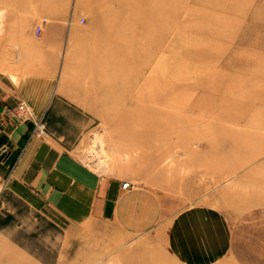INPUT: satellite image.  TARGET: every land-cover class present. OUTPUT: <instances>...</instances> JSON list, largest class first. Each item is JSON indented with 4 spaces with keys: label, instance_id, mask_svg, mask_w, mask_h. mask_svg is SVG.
<instances>
[{
    "label": "rangeland",
    "instance_id": "obj_1",
    "mask_svg": "<svg viewBox=\"0 0 264 264\" xmlns=\"http://www.w3.org/2000/svg\"><path fill=\"white\" fill-rule=\"evenodd\" d=\"M135 4L0 0V49L9 53L11 74L27 92L49 79L51 96L68 102L53 103L41 118L25 101L31 117L18 103L5 104L0 130L29 124L20 148L32 135L58 133L91 169L176 205L219 208L264 242V0H166L164 11L135 10V17L153 16H144V26L109 30L108 17L124 20ZM120 35L147 41L137 59L133 40L110 47ZM125 71L131 78L118 80ZM57 111L69 117H51ZM2 134L0 148L8 142ZM3 148L5 165L21 151Z\"/></svg>",
    "mask_w": 264,
    "mask_h": 264
},
{
    "label": "crops",
    "instance_id": "obj_2",
    "mask_svg": "<svg viewBox=\"0 0 264 264\" xmlns=\"http://www.w3.org/2000/svg\"><path fill=\"white\" fill-rule=\"evenodd\" d=\"M11 70L8 51L0 49L1 118L5 104L25 101L41 118L53 103H68L51 96L49 79L31 84L27 92ZM51 117L69 114L57 111ZM27 131V123L0 130L8 140L0 149L6 154L21 149L7 165L0 161V168L11 172L6 177L0 171V264H15L11 246L16 264H264V242L231 224L219 208L176 205L131 179L123 188L128 179L91 169L58 133L32 135L20 148Z\"/></svg>",
    "mask_w": 264,
    "mask_h": 264
},
{
    "label": "bare ground",
    "instance_id": "obj_3",
    "mask_svg": "<svg viewBox=\"0 0 264 264\" xmlns=\"http://www.w3.org/2000/svg\"><path fill=\"white\" fill-rule=\"evenodd\" d=\"M115 2H112V4H114ZM135 6L132 8V12H129L127 11V16H126V19L124 20H121V21H118L116 19H113L112 17H108V19L106 20L107 24L110 26L109 30L110 29H118V30H122V29H125V28H128L129 26H138V25H143L145 24V22L147 23V21L144 20V16L145 18L146 17H149V20L151 19L153 21V16L150 15V11L148 13V15L145 13L144 16H142L141 18H138L137 16L135 17L136 15V9L139 7V6H142L144 8H153L156 9L155 11H158L159 8H162V10H166L165 9V6H166V0L162 3V0H135ZM111 13H113V11H110ZM164 14V12H163ZM135 19V20H134ZM149 22V23H153V22ZM132 40L134 41L133 43H135L136 46H134V52H133V55H134V59H137L138 56L136 55L138 52L140 53L143 48L146 46V42L147 41H143V40H138V39H132V37H129V36H119V43H115L117 44V47L116 46H110L112 47L113 49L114 48H123L124 45H126V43H129L131 44ZM137 40V41H136ZM131 41V42H130ZM139 41V43H138ZM129 70H132L134 69L135 71H137V69L135 67L133 68H128ZM126 69V71L128 70ZM139 70V68H138ZM126 71L125 73H120L119 75L116 76V78L120 81L122 80H125V78L127 77H130V72L128 74H126ZM131 78V77H130Z\"/></svg>",
    "mask_w": 264,
    "mask_h": 264
},
{
    "label": "built area",
    "instance_id": "obj_4",
    "mask_svg": "<svg viewBox=\"0 0 264 264\" xmlns=\"http://www.w3.org/2000/svg\"><path fill=\"white\" fill-rule=\"evenodd\" d=\"M42 26H38V31H40ZM17 110L20 112V113H23L24 115L26 116H32L33 115V112L31 111L30 108H28L27 104L23 101L19 102L18 106H17ZM130 185V182L129 181H124L123 184H122V187L123 188H127L129 187ZM102 264H113L111 262H104Z\"/></svg>",
    "mask_w": 264,
    "mask_h": 264
}]
</instances>
